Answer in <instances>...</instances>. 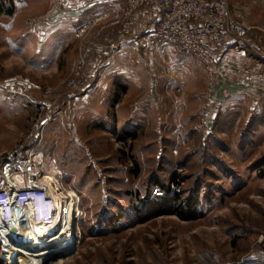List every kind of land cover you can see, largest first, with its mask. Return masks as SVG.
<instances>
[{"label":"rangeland","instance_id":"374dc122","mask_svg":"<svg viewBox=\"0 0 264 264\" xmlns=\"http://www.w3.org/2000/svg\"><path fill=\"white\" fill-rule=\"evenodd\" d=\"M52 1L0 0V158L39 145L72 203L54 255L21 264H264V99L219 96L215 63L166 44L147 65L136 46L122 55L103 21H71L74 38L53 52L37 37ZM230 3L264 43V0ZM15 78L33 91L3 89Z\"/></svg>","mask_w":264,"mask_h":264},{"label":"built area","instance_id":"2783aa9c","mask_svg":"<svg viewBox=\"0 0 264 264\" xmlns=\"http://www.w3.org/2000/svg\"><path fill=\"white\" fill-rule=\"evenodd\" d=\"M144 9L156 10L158 18L152 28L137 35L134 28L139 12ZM99 21L118 26L123 39L148 54L155 45L166 44L180 58L196 60L209 70L215 63L214 51L224 50L230 39L242 46L254 40L262 48L259 51L264 52V43L235 14L230 0H125L120 11L88 19L85 29L94 28ZM18 88L28 93L34 86L21 78L3 82L7 91ZM38 148L39 145L26 154L14 152L0 158V253L6 264H14L5 258L13 251L18 255L24 251L29 261L43 253H46L43 259H49L55 251L54 241L62 232L57 218L61 215L65 222L71 214L72 203L66 202L67 198L38 160ZM49 227L53 232L42 236L40 246L30 243V233L41 236L42 230Z\"/></svg>","mask_w":264,"mask_h":264},{"label":"crops","instance_id":"0c3cea01","mask_svg":"<svg viewBox=\"0 0 264 264\" xmlns=\"http://www.w3.org/2000/svg\"><path fill=\"white\" fill-rule=\"evenodd\" d=\"M38 1L37 5H39ZM63 2L62 7L66 13L63 16H57L54 14L57 11V7H59L57 0L52 1L53 13L46 15L45 18L43 16L44 19L41 22L42 34L40 32L37 36L38 38H47L48 43H51L52 40L53 46L50 47L53 52L55 50L57 52L60 51L66 43L74 38L76 29L70 23L71 21H83L93 18V16L102 12H118L123 8L125 0H64ZM157 18L158 12L156 10H141L138 14L134 33L140 35L145 30L152 28V24ZM103 31L102 38H113L114 36L120 38L122 49L124 50L122 55L130 58L131 54L127 48H131L135 44L128 39L122 38L120 28L114 26L106 28ZM138 56L141 62L143 57L147 65L149 54L139 52ZM214 59L216 66L215 74H221L224 78L222 84L217 85L219 87L217 90L219 89L220 92L219 96L222 94L228 95L227 89L229 88V94L232 97L234 96V98L240 97L245 92V94H251L250 98L253 100V92H258L259 94L257 93L255 98L261 97V99H264V52L254 50L253 47H244L234 39H230L224 50L214 51ZM188 61L193 60L188 59ZM243 105H245V108L249 107L252 109L253 107L252 103L248 104L246 102Z\"/></svg>","mask_w":264,"mask_h":264},{"label":"bare ground","instance_id":"6f19581e","mask_svg":"<svg viewBox=\"0 0 264 264\" xmlns=\"http://www.w3.org/2000/svg\"><path fill=\"white\" fill-rule=\"evenodd\" d=\"M62 207V206H61ZM60 207V208H61ZM66 222V221H65ZM65 222L63 221V216L60 215V217L57 218V226L58 227H61L62 228V232L61 233V236H58L56 238V240L54 241V244H55V249H57V247L59 246V244L62 242V240L65 238V234H64V228H65ZM18 228V227H17ZM53 232V230H51V228H44L41 232V236H39L38 234L36 235L34 232L33 233H30V237H29V240H30V243L34 246H40L41 244V240H42V236L43 235H50V233ZM25 253L24 251H21V253H15V251L11 252V253H8L6 254L5 258L9 261H12L13 263L15 264H21L22 263V254Z\"/></svg>","mask_w":264,"mask_h":264},{"label":"trees","instance_id":"16d2710c","mask_svg":"<svg viewBox=\"0 0 264 264\" xmlns=\"http://www.w3.org/2000/svg\"><path fill=\"white\" fill-rule=\"evenodd\" d=\"M157 212V211H156ZM157 213H159V212H157ZM180 213H183V214H188V216L187 217H190V216H194V214H195V212H194V208L192 207V208H190V209H187V211L186 212H184L183 210H180V212L178 213V215H181ZM0 264H3L1 261H0Z\"/></svg>","mask_w":264,"mask_h":264},{"label":"water","instance_id":"95a60500","mask_svg":"<svg viewBox=\"0 0 264 264\" xmlns=\"http://www.w3.org/2000/svg\"><path fill=\"white\" fill-rule=\"evenodd\" d=\"M54 255V254H53ZM57 257V256H56Z\"/></svg>","mask_w":264,"mask_h":264}]
</instances>
